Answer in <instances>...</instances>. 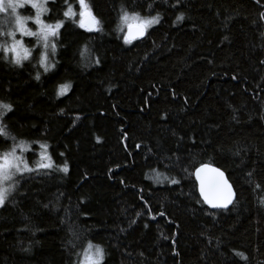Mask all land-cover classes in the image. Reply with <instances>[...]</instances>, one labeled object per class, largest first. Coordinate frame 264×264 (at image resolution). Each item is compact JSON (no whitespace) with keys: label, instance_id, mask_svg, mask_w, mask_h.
Instances as JSON below:
<instances>
[{"label":"trees","instance_id":"16d2710c","mask_svg":"<svg viewBox=\"0 0 264 264\" xmlns=\"http://www.w3.org/2000/svg\"><path fill=\"white\" fill-rule=\"evenodd\" d=\"M86 2L94 30L78 0L48 4L63 23L44 66L41 42L19 65L0 48V153L23 141L51 165L0 208V264H78L89 244L101 264H264V0ZM122 11L158 22L126 43ZM202 164L228 177L230 210L200 198Z\"/></svg>","mask_w":264,"mask_h":264},{"label":"snow or ice","instance_id":"6c2138e0","mask_svg":"<svg viewBox=\"0 0 264 264\" xmlns=\"http://www.w3.org/2000/svg\"><path fill=\"white\" fill-rule=\"evenodd\" d=\"M46 0H0V13H7L2 20H0V36H8L12 39L11 45L7 43L0 45V48L5 53L11 52L12 62L19 65L21 59L28 58V50H24L25 55L19 56L18 49L22 48V43L20 40L13 39L15 34L18 32L21 35L36 36L39 41H43V46L45 48L51 47L52 53H55L56 45L49 42V36L58 35V30L62 25V21H56L55 24H45L41 19V13L47 11L44 7ZM80 5V27H87L89 30L93 26L98 25L96 17L92 15L91 9L88 7L86 0H78ZM25 4H30V6L36 10V15L34 17H24L21 16L17 9L23 8ZM75 15L69 7L65 12V17H70ZM31 19L33 23L38 25V31L32 32L26 26V22ZM121 22L125 24L128 28V33L125 34V42H129L134 35H143L147 27L158 22V17L141 18L139 14L123 12L121 14ZM261 19H264V13L261 14ZM183 20V15H178L176 21L179 22ZM9 25L14 27L9 28ZM46 57L41 53V66H44V60ZM264 63V61H262ZM52 67L51 63L45 66V71ZM39 79V75L36 77ZM69 85H60L58 95L63 91H66ZM12 106L10 104H5L0 102V117H2L6 112L11 111ZM9 133L3 125H0V136L5 138L9 137ZM15 140L14 137H12ZM42 148L46 145H41ZM17 148L20 149L21 153L25 150L24 142L20 141L14 143L11 148L5 152L0 153V205L4 204L11 192L13 185L16 183L15 177L18 173L24 171H32L28 167L26 161H24L22 155H17ZM50 164H38L37 167L47 168ZM61 171L67 172V166L65 165L61 168ZM202 173H204L202 175ZM195 176L199 182V192L205 204L211 207H227L228 204L232 203L233 192L231 185L228 184L227 180L224 179V173L218 168L210 167L209 165L202 164L200 167L196 168ZM176 183L177 181H172ZM7 185V186H5ZM264 202V201H262ZM167 238V237H166ZM242 259H246L242 253H237ZM104 259V251L99 245L89 244L88 248L84 250L83 259L78 261V264H101Z\"/></svg>","mask_w":264,"mask_h":264},{"label":"rangeland","instance_id":"374dc122","mask_svg":"<svg viewBox=\"0 0 264 264\" xmlns=\"http://www.w3.org/2000/svg\"><path fill=\"white\" fill-rule=\"evenodd\" d=\"M52 2V0H46V2H45V4H44V7L47 9V11H44V12H42L41 13V16H40V19L45 23V24H49V23H47L46 22V20L44 19L46 16H48V4L49 3H51ZM17 11H18V13L21 15V16H24V17H34L35 15H36V10L35 9H33L31 6H30V4H25V6L23 7V8H18L17 9ZM8 14L7 13H0V20H2L5 16H7ZM31 25H33V26H31ZM26 26H27V28L29 29V30H31L32 32H37L38 31V25H36L35 23H33L32 22V20L31 19H29L27 22H26ZM12 27H14L13 25H9V28H12ZM121 28H122V30H123V32L125 33V34H127V30H128V28H127V26L125 25V24H123L122 22H121ZM148 28V27H147ZM147 28H146V33H147ZM151 28V27H150ZM33 29V30H32ZM93 30L95 29V26H93V28H92ZM145 33V34H146ZM52 37L53 36H49V42H50V44L52 43ZM13 39H16V40H20L21 41V43H22V48H20V49H18V55L19 56H24L25 55V52H24V50L26 49V50H28V58L27 59H29V58H31L32 57V54H31V52H32V50L31 49H29L30 47H29V44L31 43V41L32 40H34L35 41V45L36 46H39V44H40V42L42 43V44H40V46H42L43 47V49H45V51H44V56L46 57V59L44 60V62L45 61H47V50H46V48L43 46V41H39L38 42V38L36 37V36H29V35H21L20 33H16L15 34V36L13 37ZM130 41H132V40H130ZM2 42H3V44H5V43H7L8 45H11V43H12V39H10L8 36H6L5 35V37H3L2 38ZM32 45V44H31ZM50 47V46H49ZM49 47H47V48H49ZM29 50H31L30 52H29ZM11 59H12V56H13V54L11 53V52H8V53H6ZM26 60V59H25ZM24 61V59H21V62L20 63H22ZM5 115L6 114H4L2 117H0V125H1V123H2V121H3V118L5 117ZM29 150H30V148H28V147H25V150L21 153V151H20V154H19V152H18V150H16L17 151V155H22V157H23V159H24V161H26V163L28 164V167L29 168H31L32 169V171H34V170H39V168H42V167H37V165L38 164H40V163H42L43 161V164H50V162H49V159H50V157H49V154H48V151L47 150H45V151H43L42 152V157L40 158V160L41 161H39V157L41 156V154L40 155H38V160L37 161H35L36 162V165L35 166H31L29 163H28V156H27V153L29 152ZM32 171H24V172H22V173H18L17 175H16V177H15V180H17V177H19V176H22V175H24L25 173L27 174V173H29V172H32ZM5 186H7V185H5ZM13 189H14V186L12 187V190H11V192L13 191ZM10 192V193H11ZM10 193L8 194V196L10 195ZM8 198V197H7ZM3 205L4 204H2V205H0V208L1 207H3Z\"/></svg>","mask_w":264,"mask_h":264},{"label":"water","instance_id":"95a60500","mask_svg":"<svg viewBox=\"0 0 264 264\" xmlns=\"http://www.w3.org/2000/svg\"><path fill=\"white\" fill-rule=\"evenodd\" d=\"M127 33H128V30H127ZM145 34V33H144ZM144 34L143 35H134L130 40L132 41H137V40H140L141 38L144 37ZM210 166V165H209ZM210 167H213V168H216L214 166H210ZM221 171V170H220ZM223 172V171H221ZM224 173V172H223ZM204 173H202L203 175ZM194 178H195V181L197 183V187H198V193H199V196H200V192H199V182L197 181L196 179V176H195V172H194ZM224 179L227 180L228 184L231 185V188H232V192H233V199H232V203L228 204L227 207H211L209 206L208 204H206L207 206H209L212 210L214 211H228L231 209V207L233 206V204L235 203V200H236V193H235V190L232 186V184L230 183L228 177L226 176V174L224 173ZM201 198V196H200ZM202 199V198H201ZM203 201V199H202Z\"/></svg>","mask_w":264,"mask_h":264}]
</instances>
